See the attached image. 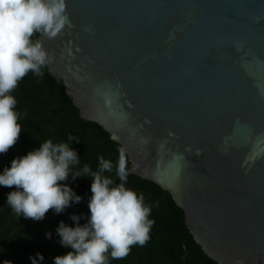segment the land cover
<instances>
[{
    "label": "water",
    "instance_id": "95a60500",
    "mask_svg": "<svg viewBox=\"0 0 264 264\" xmlns=\"http://www.w3.org/2000/svg\"><path fill=\"white\" fill-rule=\"evenodd\" d=\"M46 67L218 264H264V0H67Z\"/></svg>",
    "mask_w": 264,
    "mask_h": 264
},
{
    "label": "clouds",
    "instance_id": "9594fccd",
    "mask_svg": "<svg viewBox=\"0 0 264 264\" xmlns=\"http://www.w3.org/2000/svg\"><path fill=\"white\" fill-rule=\"evenodd\" d=\"M69 24L67 0H0V154L16 145L22 132L18 122L21 114L15 110L17 100L12 92L29 72L42 77V69L53 59L42 42L33 37L41 34L55 38ZM73 140L76 138L72 135L68 136L70 143L48 139L27 155L13 159L11 166L0 172V186H15L7 194L6 205L17 217L41 221L49 210L60 214L82 201V196L61 182L70 176L73 181L90 177L87 223L81 225L83 217L76 214L69 217L75 227L59 223V243L71 251L56 256L54 264H110L111 260H122L133 246H144L149 240L155 223L150 219L152 205L145 203L143 194L126 187L129 173L123 148L115 165L117 184L104 175L111 173L114 165L102 155L96 171L88 164L79 167L78 153L71 147ZM46 236L50 239L52 234ZM44 259L39 252L30 256L31 264H43Z\"/></svg>",
    "mask_w": 264,
    "mask_h": 264
},
{
    "label": "trees",
    "instance_id": "16d2710c",
    "mask_svg": "<svg viewBox=\"0 0 264 264\" xmlns=\"http://www.w3.org/2000/svg\"><path fill=\"white\" fill-rule=\"evenodd\" d=\"M39 35L36 34L33 39L36 40ZM42 71L44 74L39 78L29 72L12 92L17 100L15 110L21 114L18 122L22 126V132L16 145L7 153L0 154V172L5 167H10L13 159L27 155L42 142L48 139L54 143L69 142L68 136L72 135L76 140H73L71 147L78 153L79 167L88 164L96 171L98 157L102 155L114 165L113 171L104 175L118 184L115 165L122 146L101 125L83 120L79 109L48 72V68L45 67ZM124 154L129 171L130 161L127 154ZM61 183L72 187L77 195L82 196V201L74 203L60 214L49 210L41 221L17 217L6 205L7 194L15 190V186H0V264L5 261L31 264L30 256L38 252L43 254L44 260L54 261L56 256L71 251L59 243L56 228L61 221L75 227V222L69 219L72 214L83 217L81 225L87 223L92 179L78 177L73 181L70 176L68 181ZM126 187L144 195L145 203L152 205L150 219L155 223L144 246H133L126 258L111 260L110 264H218L195 241L186 226L184 210L168 191L138 175L128 176ZM47 233L52 234L50 239L47 238Z\"/></svg>",
    "mask_w": 264,
    "mask_h": 264
},
{
    "label": "rangeland",
    "instance_id": "374dc122",
    "mask_svg": "<svg viewBox=\"0 0 264 264\" xmlns=\"http://www.w3.org/2000/svg\"><path fill=\"white\" fill-rule=\"evenodd\" d=\"M44 264H54V261H50L49 259L44 260Z\"/></svg>",
    "mask_w": 264,
    "mask_h": 264
}]
</instances>
